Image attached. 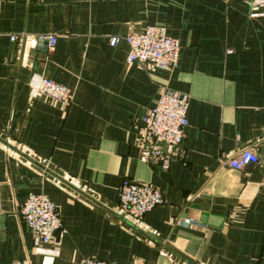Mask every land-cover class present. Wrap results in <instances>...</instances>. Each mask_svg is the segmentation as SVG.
<instances>
[{"label": "crops", "instance_id": "obj_1", "mask_svg": "<svg viewBox=\"0 0 264 264\" xmlns=\"http://www.w3.org/2000/svg\"><path fill=\"white\" fill-rule=\"evenodd\" d=\"M245 1L0 0V264H264V19ZM156 26L180 45L170 72L108 44ZM43 78L71 103L41 96ZM161 87L190 97L167 171L140 161ZM243 149L259 163L222 164ZM124 180L157 188L163 204L122 222ZM31 195L63 223L42 248L18 215Z\"/></svg>", "mask_w": 264, "mask_h": 264}, {"label": "built area", "instance_id": "obj_2", "mask_svg": "<svg viewBox=\"0 0 264 264\" xmlns=\"http://www.w3.org/2000/svg\"><path fill=\"white\" fill-rule=\"evenodd\" d=\"M249 19H264V0H246ZM2 35L0 34V40ZM49 49L55 45V36H43ZM10 35L9 40L15 41ZM128 48V64L151 65L157 70L172 71L177 67L180 45L168 36L164 27H147L140 34L113 36L108 44L115 48L120 42ZM41 96L57 103L69 105L72 92L48 78L41 80L38 88ZM190 97L166 87L159 88L153 108L143 117V142L140 161L146 165L159 164L165 171L169 169L168 153L181 150L185 129L187 128V109ZM160 143L167 146L163 151ZM259 163V158L252 149H243L222 164L231 170H241L246 166ZM163 204L160 190L151 185L124 180L118 189L117 214L132 224L140 221L147 213ZM27 228L33 246L42 248L49 245L62 231L63 223L57 206L43 195L29 196L18 211ZM84 264H110L101 260L89 259Z\"/></svg>", "mask_w": 264, "mask_h": 264}, {"label": "water", "instance_id": "obj_3", "mask_svg": "<svg viewBox=\"0 0 264 264\" xmlns=\"http://www.w3.org/2000/svg\"><path fill=\"white\" fill-rule=\"evenodd\" d=\"M160 145L163 148V151H165L167 149V146H165L163 143H160ZM120 220H122V222L126 223V221L123 220L122 218H120Z\"/></svg>", "mask_w": 264, "mask_h": 264}]
</instances>
